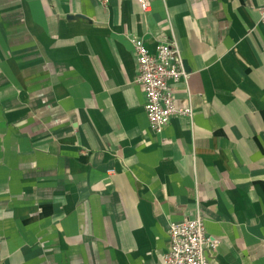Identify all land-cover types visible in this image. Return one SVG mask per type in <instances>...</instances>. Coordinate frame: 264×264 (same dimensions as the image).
<instances>
[{"label":"crops","instance_id":"0c3cea01","mask_svg":"<svg viewBox=\"0 0 264 264\" xmlns=\"http://www.w3.org/2000/svg\"><path fill=\"white\" fill-rule=\"evenodd\" d=\"M263 0H0V264H166L200 212L213 264H264ZM187 79L151 128L131 36Z\"/></svg>","mask_w":264,"mask_h":264},{"label":"built area","instance_id":"2783aa9c","mask_svg":"<svg viewBox=\"0 0 264 264\" xmlns=\"http://www.w3.org/2000/svg\"><path fill=\"white\" fill-rule=\"evenodd\" d=\"M142 10H149L151 0H138ZM260 22L264 28V0L260 8ZM138 65L137 82L145 92V108L151 128L161 130L174 115L192 116L193 108L178 106L174 97V82L187 79V70L177 40L164 38L151 50L141 36H131ZM169 248L164 254L166 264H213L207 255L208 247H216L218 238L207 234L203 214L168 225Z\"/></svg>","mask_w":264,"mask_h":264}]
</instances>
